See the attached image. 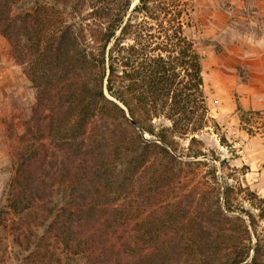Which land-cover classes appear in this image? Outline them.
<instances>
[{
	"label": "trees",
	"instance_id": "obj_1",
	"mask_svg": "<svg viewBox=\"0 0 264 264\" xmlns=\"http://www.w3.org/2000/svg\"><path fill=\"white\" fill-rule=\"evenodd\" d=\"M15 1L0 0V34L36 96L6 211L44 210L48 229L77 264H264L262 238L251 239L254 215L234 209V186L217 179L215 170L211 179L222 184L210 203L195 201L191 192L158 200L161 180L139 179L155 157L183 163L162 144L170 142L165 129L155 132L153 117L165 116L180 135L207 122L200 56L181 31L162 56L148 52L139 28L137 48H125L123 61L113 54L123 49L115 36L119 11L105 27L75 28L54 22L44 4L13 13ZM115 63L123 67L120 74Z\"/></svg>",
	"mask_w": 264,
	"mask_h": 264
},
{
	"label": "rangeland",
	"instance_id": "obj_2",
	"mask_svg": "<svg viewBox=\"0 0 264 264\" xmlns=\"http://www.w3.org/2000/svg\"><path fill=\"white\" fill-rule=\"evenodd\" d=\"M38 4L52 8L54 22L75 28L105 27L119 11L115 36L123 49L113 54L123 61L128 53L125 48H137L139 28L143 29L142 42L149 44L148 52L162 56H167L174 33L181 31L200 56L207 122L195 132L180 135L171 132L165 116L153 117L155 132L165 129L171 145L162 144L183 163L172 166L155 157L139 179L161 180L158 200L186 198L185 193L191 192L199 198L195 201L209 203L225 180L234 186L230 197L234 209L243 208L256 219L251 239L260 237L264 245V0H106L103 4L96 0H16L12 12L31 11ZM102 10L105 15L99 17ZM123 26L126 31L121 32ZM113 43L114 39L109 46ZM116 65L120 74L123 67ZM35 96L31 81L0 34V264H77L76 257L48 229L50 216L44 210L22 215L6 211L8 183ZM213 170L221 182L211 179ZM248 190L255 194L253 199L246 195ZM240 214L246 217L245 212Z\"/></svg>",
	"mask_w": 264,
	"mask_h": 264
},
{
	"label": "water",
	"instance_id": "obj_3",
	"mask_svg": "<svg viewBox=\"0 0 264 264\" xmlns=\"http://www.w3.org/2000/svg\"><path fill=\"white\" fill-rule=\"evenodd\" d=\"M127 115H128V117H129V119H130V122H131L133 125H135V126H137V127L139 128V125H138V123L135 121V119L131 118V117L129 116V114H127Z\"/></svg>",
	"mask_w": 264,
	"mask_h": 264
}]
</instances>
